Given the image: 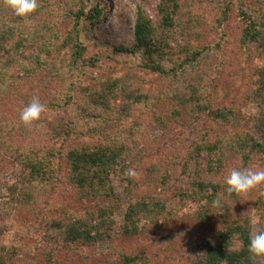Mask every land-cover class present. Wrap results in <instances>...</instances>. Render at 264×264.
Listing matches in <instances>:
<instances>
[{
  "label": "trees",
  "instance_id": "1",
  "mask_svg": "<svg viewBox=\"0 0 264 264\" xmlns=\"http://www.w3.org/2000/svg\"><path fill=\"white\" fill-rule=\"evenodd\" d=\"M90 1L92 0H38L37 9L29 16L21 18L12 13L5 0H0V103L18 79L11 73L13 67L19 69L24 76L33 72V69L22 61L26 46L32 41L35 42V37L39 34L43 41L40 45L42 50L50 53V50H47L50 42L58 36L52 33L47 22L34 21L38 11L50 18L60 17L66 26H70L59 47L67 50V62L78 70L79 75H86L91 66L97 67L94 65L96 59L86 55L87 47L80 42L78 31V26L83 20H88L94 28L98 24L102 9L99 1L88 7L87 3ZM136 1L138 4L133 38L128 44L114 45L113 52H141L144 59L142 68L145 71L167 75L171 80V88L166 89L167 93L162 95L167 105H173L174 108H170L162 118L154 109L157 104L154 102V96L139 88H130L122 77L108 75L92 78L85 84L76 80L71 82L72 89H69L68 95L59 99L57 106L63 111L65 106L76 104L80 119L75 122L62 120L51 124V137L60 139L66 146L64 160L67 189L75 199L92 201L96 207L66 220L68 223L62 219L51 220L50 223L58 230L64 228V237L71 243H93L103 239L105 235L109 236L113 229L110 216L114 206L108 202L111 198H116L111 176L117 169L124 170L128 176L125 193L129 202L124 213L121 236L139 237L148 229L156 228L160 222L169 219L172 212L160 197L138 191L134 173L130 172L131 163L137 159L139 164L148 157L150 164L144 167L145 171L149 174L159 171V161L152 160L153 155L146 150L144 152L142 148L144 145L145 148L148 145L149 148L154 147L159 134L155 135L153 129L163 131L166 136L171 120H177L183 110L198 130L186 148L188 151L185 161L178 160L183 162L181 166L184 169L198 164L200 175L182 191L181 199L192 200L198 204V210L192 215V220L197 226L210 230L209 235L196 240L189 239L193 242V247L187 253L186 264H264V260L251 259L247 250L249 236L253 234L251 219L236 215L242 194L226 196L225 180L222 177L229 156L237 154L244 164H248L254 155L264 153V144L252 134L228 132L227 126L234 128L231 107L204 99L191 84V80L187 81L188 83L185 81L182 86L177 85L192 72L193 75L197 74L200 64L203 65L201 61H205V64L209 61L208 56L200 60L204 57L203 49H193L188 41V28L197 26V13L193 18L185 17L180 0H159V21L155 24L141 3L143 0ZM48 7L51 8L48 10ZM231 10L232 6L226 5L217 21L221 23L227 19ZM237 11L246 22L242 30L241 44L245 47L255 42L264 47V0H254V3L241 6ZM3 54L7 56L6 59H2ZM26 59L31 60L32 64L40 63L39 53L28 55ZM165 61L170 62L172 67L165 68L162 65ZM257 77L252 98L258 104L259 114L254 118V127L263 132L264 67L257 70ZM117 101L120 103L117 104ZM139 108L150 112L148 122L142 123L133 115ZM202 116L224 125L227 133L210 139L208 133L198 126V119ZM177 149H173L174 157L180 154ZM14 152L24 166V173L12 188V197L5 200L6 204L0 205V213L4 212L5 217L10 215L11 207L15 208V204L37 208L31 204H35L44 189L55 181L52 176L54 170L51 168V151L50 157L48 153H44L43 148L28 151L17 149ZM172 166L168 163L163 170L161 177L164 184L173 178ZM180 182L183 185L187 181L182 178ZM216 200H220V206L214 204ZM259 230H264V226ZM2 238L1 234L0 264H11L16 258V250L14 245H10L11 251L1 242ZM134 258V255L124 253L121 264H128Z\"/></svg>",
  "mask_w": 264,
  "mask_h": 264
},
{
  "label": "rangeland",
  "instance_id": "2",
  "mask_svg": "<svg viewBox=\"0 0 264 264\" xmlns=\"http://www.w3.org/2000/svg\"><path fill=\"white\" fill-rule=\"evenodd\" d=\"M98 1L102 10L97 26L92 27L88 20H83L78 26L80 42L87 47L86 55L96 59L94 60L96 68L91 66L86 75H79L78 70L67 62V50L59 47L70 26H66L60 17L50 18L38 11L34 21L47 22L52 33L58 36L52 38L50 42L52 47L50 45L47 49L50 53L42 50L40 45L43 41L39 34L35 37V42L32 41L26 46L22 53V61L33 69L31 74L24 76L19 69L14 67L11 69V73L18 79L13 83L12 90L9 89L4 101L0 103V205L6 204L5 200L12 197L10 196L12 188L24 173V166L14 152L17 149L28 151L43 148L44 153L49 154L48 157L52 153L51 168L54 170L52 176L55 181L44 189L35 204H31L37 208L15 204L17 207H11L8 217H5L4 212L0 213V231L3 232L0 233L3 237L1 242L11 251L10 245H14L16 258L11 264H121L124 253L135 256L128 264H186L187 253L193 247V242L189 239L196 240L209 235L210 230L197 226L192 220V215L198 210V204L192 200L181 199L182 191L200 175L198 164L185 169L181 166L183 162L180 160L185 161L188 151L186 148L198 130L182 108L180 109L182 114L178 119L171 120L166 136L163 135V131L153 129L155 135L159 134L154 147L149 148L148 145L145 148L144 145L142 148L144 152L146 150L153 155L152 160L159 161L161 165L159 171L155 174L145 171L150 164L148 157L139 164L137 159L132 162L130 171L134 173L139 192L158 196L165 202L167 209L172 212L169 219L160 222L156 228L148 229L139 237L121 236L120 230L129 202L125 193L128 176L124 170L117 169L111 176L116 198H111L108 202L114 206L110 216L113 229L109 236L105 235L103 239L93 243H71L64 237V228L58 230L50 223L51 220L61 219L68 223L66 220L96 207L92 201L75 199L67 189L64 160L66 146L60 139L55 140L51 137V124L62 120L75 122L80 119L76 104L65 106L63 111L57 106L59 99L68 95L69 89H72L71 82L76 80L85 84L90 79L100 76L122 77L130 88H139L144 93L154 96V102L157 103L154 109L162 118L170 108H174L173 105H167L162 95L167 93L166 89L171 88V80L167 75L145 71L142 68L144 59L141 52H113L114 45L128 44L133 38L138 1L92 0L87 6L90 7ZM180 1L184 7L182 13L185 17L193 18L195 13L199 16L197 26L188 28V41L193 49H203L204 57L200 60L208 56L209 61L208 64L201 61L203 62L199 68L201 72L198 71L195 75L192 72L177 85L182 86L191 80V84L204 99L231 107L234 128L227 126L228 132L252 134L264 144V131L254 127V118L258 116L259 108L252 98L258 78L257 70L264 67V47L255 42L245 47L241 44L242 30L246 22L237 11L241 6L254 3V0ZM158 2L159 0L141 2L155 24L159 21ZM226 5L232 6L233 10L229 12L228 18L221 20L220 23L217 19ZM37 53L39 64H32L31 60L30 62L26 59L28 55ZM6 57L3 54L2 59ZM162 65L165 68L172 67L168 61ZM97 68L98 70H95ZM33 97H38L46 105V109L38 121L24 125L19 120V113ZM118 103L120 102L117 101ZM149 113L139 108L133 115L138 121L146 123L150 118ZM198 121V126L208 133L210 139L218 134L227 133L224 125L214 123L206 116H202ZM174 148H178L180 153L176 157L173 155ZM196 159L200 161L198 157ZM168 163L173 165L174 175L171 181L164 184L161 176ZM234 168L264 169V153L254 155L248 164H244L237 154L229 156L225 163L223 180ZM182 178L187 181L186 184L181 185ZM236 213L238 216H247L251 219L253 233L264 226V185L242 193Z\"/></svg>",
  "mask_w": 264,
  "mask_h": 264
},
{
  "label": "clouds",
  "instance_id": "3",
  "mask_svg": "<svg viewBox=\"0 0 264 264\" xmlns=\"http://www.w3.org/2000/svg\"><path fill=\"white\" fill-rule=\"evenodd\" d=\"M7 7L17 17H27L38 7V0H5ZM46 105L38 97L25 105L20 113L19 120L24 125H31L38 121L45 111ZM225 194L230 197L234 194L247 193L250 190L264 185V169L252 170L249 168H234L226 176L224 181ZM220 200L214 201L216 206H220ZM247 250L251 259L255 261L264 260V230H257L249 236Z\"/></svg>",
  "mask_w": 264,
  "mask_h": 264
}]
</instances>
